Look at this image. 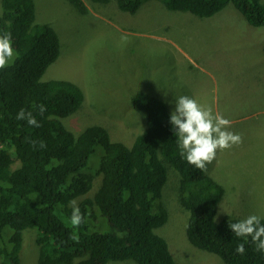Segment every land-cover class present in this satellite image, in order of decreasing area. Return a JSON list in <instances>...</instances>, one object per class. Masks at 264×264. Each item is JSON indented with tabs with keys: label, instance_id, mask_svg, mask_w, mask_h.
<instances>
[{
	"label": "trees",
	"instance_id": "trees-1",
	"mask_svg": "<svg viewBox=\"0 0 264 264\" xmlns=\"http://www.w3.org/2000/svg\"><path fill=\"white\" fill-rule=\"evenodd\" d=\"M68 1L79 12L87 11L82 0ZM115 1L121 11L133 14L147 0ZM158 1L168 10L200 18L231 4L247 23L264 26V0ZM0 3V33L11 32L17 53L14 63L0 69V264H20L27 229L33 231L37 264H176L156 232L167 219L159 201L164 162L180 176L178 199L188 212V242L226 264H264V253L250 238L243 255L235 251L244 241L228 224L237 219H214L224 188L181 158L164 101L143 91L133 94V109L145 117L131 142L111 137V129L100 123L85 124L81 115L75 130L68 117L80 110L82 90L69 80L42 79L60 53L56 31L35 22L33 0ZM21 108L31 111L40 127L17 120ZM29 141H43L46 148ZM73 201L84 218L79 227L70 223Z\"/></svg>",
	"mask_w": 264,
	"mask_h": 264
},
{
	"label": "rangeland",
	"instance_id": "rangeland-1",
	"mask_svg": "<svg viewBox=\"0 0 264 264\" xmlns=\"http://www.w3.org/2000/svg\"><path fill=\"white\" fill-rule=\"evenodd\" d=\"M33 1L35 22L49 24L60 42L59 56L42 79L69 80L84 96L80 110L68 117L70 127L78 129L81 115L85 124L100 123L111 129V137L131 142L145 117L132 107L136 91L161 99L169 112L175 97L191 96L229 119V130L242 137L241 144L217 151L208 165L206 173L224 188L214 219L264 216V26L250 25L231 4L200 18L168 10L158 0L145 1L133 14L121 11L115 0H82L85 13L68 0ZM163 165L159 201L167 219L156 232L176 264H226L188 242L180 176L169 163ZM33 236L24 231L20 264H37Z\"/></svg>",
	"mask_w": 264,
	"mask_h": 264
},
{
	"label": "clouds",
	"instance_id": "clouds-1",
	"mask_svg": "<svg viewBox=\"0 0 264 264\" xmlns=\"http://www.w3.org/2000/svg\"><path fill=\"white\" fill-rule=\"evenodd\" d=\"M16 58L17 53L12 46L11 32L0 33V69L9 67ZM38 110L41 115L46 111L42 104L38 106ZM16 119L25 120L32 127H40L33 113L23 108L17 112ZM169 122L174 130L181 158L201 172H207L208 165L216 159L217 151L230 149L242 143L241 135L229 130L231 127L229 119L220 113H214L211 107L202 105L188 95L175 97V107L170 112ZM29 142L33 146L46 148L43 141ZM72 205L70 223L73 227H79L84 222V218L75 201ZM262 221L264 216L249 214L243 219L228 224L231 232L244 241L235 249L238 254L245 253V243L249 238L255 250L264 253V223ZM118 235L122 234L118 233Z\"/></svg>",
	"mask_w": 264,
	"mask_h": 264
}]
</instances>
